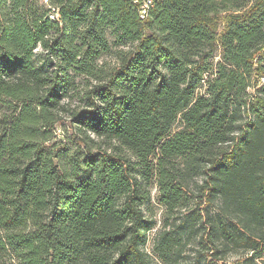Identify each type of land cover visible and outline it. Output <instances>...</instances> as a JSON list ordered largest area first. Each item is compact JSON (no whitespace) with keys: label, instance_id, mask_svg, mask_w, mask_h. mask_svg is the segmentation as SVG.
Returning <instances> with one entry per match:
<instances>
[{"label":"trees","instance_id":"obj_1","mask_svg":"<svg viewBox=\"0 0 264 264\" xmlns=\"http://www.w3.org/2000/svg\"><path fill=\"white\" fill-rule=\"evenodd\" d=\"M46 1L0 0V264H151L153 183L161 262L264 264V0Z\"/></svg>","mask_w":264,"mask_h":264},{"label":"rangeland","instance_id":"obj_2","mask_svg":"<svg viewBox=\"0 0 264 264\" xmlns=\"http://www.w3.org/2000/svg\"><path fill=\"white\" fill-rule=\"evenodd\" d=\"M48 2H45V0H38V5H42L45 9L48 8ZM221 28V27H220ZM108 61H110L107 58ZM257 82L256 78L253 77L251 79V83H250V88L248 89V93L250 96L253 95L254 91L252 89V86L255 85V83ZM202 90L199 92V94H202ZM84 107V103L81 101H74L70 108L71 109H77L78 111H80L81 109H83ZM181 128V123L179 121V119L177 120V122L174 124L173 128H172V132L178 131ZM77 126L76 124H73L71 122V119L68 118L64 124L60 127V131H57L55 134V137L57 140H63L67 143V145H69L70 148H73V150L75 149V142L77 140ZM200 183V179H195L194 183H191V187L188 191H186V194H188V198L185 201V206L180 209V212L182 213H186L189 210H193L196 206V203L198 202L197 199H195L197 193H196V185ZM151 205L149 207V211L147 212V215H150L153 217V219L157 222L156 227L150 231L147 235V242L144 246V250L146 253H148V255L151 258V264H164L163 262H161L153 253H152V247H153V242H154V238L156 236V234L159 232V230L161 229L162 223L164 221V218L166 217V212L165 209L160 206L157 202V189L153 183L152 189H151ZM205 204L201 205V209L204 207ZM211 212H215V209H211ZM198 248L196 245V242H189V244H187L184 248H183V253H182V257H183V261H187V262H193V260L196 257V252H197ZM239 253H242L241 251ZM234 254L231 253L227 256V261H232L234 259H237L239 256H241V254ZM262 263H264V258L261 261Z\"/></svg>","mask_w":264,"mask_h":264},{"label":"built area","instance_id":"obj_3","mask_svg":"<svg viewBox=\"0 0 264 264\" xmlns=\"http://www.w3.org/2000/svg\"><path fill=\"white\" fill-rule=\"evenodd\" d=\"M138 10V15L141 21L146 20L149 13L155 6V0H125ZM45 2H47L45 0Z\"/></svg>","mask_w":264,"mask_h":264},{"label":"bare ground","instance_id":"obj_4","mask_svg":"<svg viewBox=\"0 0 264 264\" xmlns=\"http://www.w3.org/2000/svg\"><path fill=\"white\" fill-rule=\"evenodd\" d=\"M147 16H148V13H147ZM147 16H146V17H147Z\"/></svg>","mask_w":264,"mask_h":264}]
</instances>
